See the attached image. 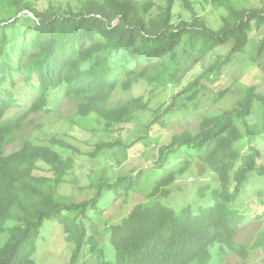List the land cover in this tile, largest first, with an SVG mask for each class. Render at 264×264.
<instances>
[{"label": "trees", "instance_id": "1", "mask_svg": "<svg viewBox=\"0 0 264 264\" xmlns=\"http://www.w3.org/2000/svg\"><path fill=\"white\" fill-rule=\"evenodd\" d=\"M36 1L0 0V233L7 234L0 264H37L33 256L45 220L60 225L64 241L74 246L72 260L77 258L83 245L92 243L87 226L91 214L103 213L102 200L110 197L114 202L130 194H140L146 202L134 205L119 223L107 228L115 254L112 264H210L209 249L216 243L242 260L262 248L264 195L244 209L238 207L247 198L244 186L251 175L264 177L262 155L253 144L256 134L247 124L258 104L264 132V90L257 91L255 84L237 87L230 106L166 136L149 167L113 179L101 170L90 172L87 188L92 196L80 202L57 196L56 188L75 169L72 155L64 157L63 152L81 151L56 137L39 144L20 133L28 118L47 113L53 100L54 104L67 100L76 118L103 122L116 132L146 113L144 138L170 129L167 116L176 107L187 110L201 100L222 102L230 92L229 86H216L222 68L245 52L253 41L251 33H261L258 53L264 51V1L239 8L230 0H210L223 10L218 29L196 16L190 0H181L189 19L176 13L179 0H164L158 7L154 0L64 4L49 0L43 9ZM216 47L226 53L214 55L215 61L175 93L169 104L152 110V91L149 97L129 96L139 84L152 85L154 91L179 87ZM256 68L264 82V68ZM117 91L128 100L112 102ZM24 96L30 98L29 107L6 118L11 109L21 108L19 99ZM140 140L99 143L83 156L95 160L116 147L128 150ZM17 141L21 147L5 155V147ZM122 159L118 166L124 155ZM39 164L48 167L52 176L34 175ZM195 164L215 178L216 186L206 187L211 202L195 212L164 205L160 199L169 197L170 188ZM200 196L204 198L203 190ZM248 218L255 222L251 245L238 241Z\"/></svg>", "mask_w": 264, "mask_h": 264}, {"label": "rangeland", "instance_id": "2", "mask_svg": "<svg viewBox=\"0 0 264 264\" xmlns=\"http://www.w3.org/2000/svg\"><path fill=\"white\" fill-rule=\"evenodd\" d=\"M34 2L35 0H31ZM49 0H38L36 6L43 9ZM56 4H64L71 0H52ZM192 9L197 17L204 19L210 27L218 29L220 26L219 16L223 13L220 8H215L210 0H190ZM239 8L257 6L264 0H230ZM164 0H154L155 5L163 6ZM156 12V8L153 9ZM177 14H181V18L189 19L190 13L182 9L181 0L177 5ZM264 31V28L261 32ZM252 42L249 44L245 52L235 55L231 62L225 65L221 71V77L216 86L230 87V92L224 96L222 102L212 104L210 101L201 100L197 106L188 105L187 110L183 107L176 109L167 116L172 123L170 129L151 133L148 138L144 130V123L148 119L146 113H142L132 124H127L124 130L116 132L115 129H106L104 123H97L90 119L76 118L73 111L72 103L62 100L54 104L52 101L51 108L47 113H37L31 115L26 121V125L20 135L23 139H31L35 143L48 144L52 137L64 140L72 144L81 154L63 152L64 157L72 155L74 158L75 169L64 179L56 188L57 196L74 199L77 202L89 199L92 196L91 191L87 188L91 183L89 179L90 172L101 170L107 173L109 179H113L126 173L135 172L139 167H149L156 159L157 146L165 141V137L173 133L179 132L186 128H191L197 123L199 117L207 116L212 112L228 107L234 99L233 91L237 92V87L247 86L251 84L257 85V91L264 90L263 78L256 68H264V51L258 53L257 40L260 39L261 33H251ZM226 53L224 48H215V50L207 54L199 63H197L190 72L182 79L181 85L177 88L172 85L167 86L164 91H154L152 85H136L128 94L131 97L146 95L149 97L151 91L154 93L149 107L155 110L161 104H169L172 96L178 93L184 86L193 81L199 74L203 72L209 64L215 61L214 55H223ZM254 62V63H253ZM214 75L210 76V81L214 82ZM146 92V93H144ZM127 95L121 91H117L111 98L112 102L118 100H128ZM29 99L24 96L19 99L20 109H11L6 118H13L29 107ZM145 99H147L145 97ZM247 124L256 134L253 142L254 146L262 155L261 165L264 167V132L262 131L261 107L255 104L252 114L247 119ZM141 138L128 150L125 151L116 147L114 150L103 153L98 159L92 160L84 153L92 151L95 145L105 142H114L119 139L122 143L129 144ZM21 147V142L5 147V155L17 151ZM124 162L121 166L117 165V161ZM39 169L34 172L36 176L51 177L52 173L48 167L39 164ZM201 171L202 173H199ZM210 186V190L216 186L215 178L212 174H207L202 165L196 164L192 170L181 179H179L170 189V195L162 198L160 201L176 211L184 207H189L193 212L198 211L199 207L206 206L211 202L210 190L206 187ZM205 189V190H204ZM203 190L204 198L200 196ZM245 196L247 197L239 204L238 207L246 208L248 202H255V198L264 195V177L252 174L248 182L244 186ZM262 190L260 196L257 192ZM103 199L101 206L104 209L102 214H91V221L88 223L87 238L92 237V243H85L82 247L80 255L72 260L74 246L65 242L63 239V231L59 224L52 220H45L40 230V234L36 244V252L33 259L37 264H112L115 261V254L112 249L110 238L108 235V227L120 222L131 208L138 204L146 202L144 196L140 194H130L121 196L113 202V198ZM113 203V204H112ZM249 212V210L247 211ZM246 228L242 231L238 241H245L251 245L254 239L255 222L248 218ZM251 223V225H250ZM107 229V233H106ZM7 240V234H0V246ZM211 261L210 264H264V246L258 250L250 252L246 260H242L225 247L217 243L210 247Z\"/></svg>", "mask_w": 264, "mask_h": 264}, {"label": "clouds", "instance_id": "3", "mask_svg": "<svg viewBox=\"0 0 264 264\" xmlns=\"http://www.w3.org/2000/svg\"><path fill=\"white\" fill-rule=\"evenodd\" d=\"M0 234H4V233H0ZM1 246H2V245H1ZM1 246H0V247H1Z\"/></svg>", "mask_w": 264, "mask_h": 264}]
</instances>
